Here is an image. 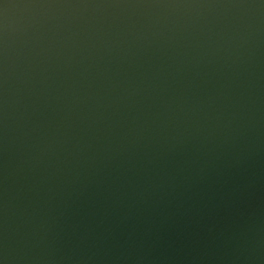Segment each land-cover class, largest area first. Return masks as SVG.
<instances>
[{
  "label": "clouds",
  "instance_id": "clouds-1",
  "mask_svg": "<svg viewBox=\"0 0 264 264\" xmlns=\"http://www.w3.org/2000/svg\"><path fill=\"white\" fill-rule=\"evenodd\" d=\"M0 264H264V0H0Z\"/></svg>",
  "mask_w": 264,
  "mask_h": 264
}]
</instances>
